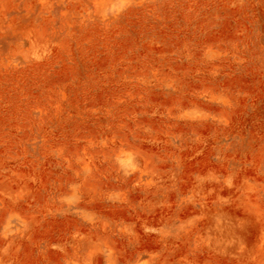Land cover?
I'll return each instance as SVG.
<instances>
[{
    "label": "rangeland",
    "instance_id": "374dc122",
    "mask_svg": "<svg viewBox=\"0 0 264 264\" xmlns=\"http://www.w3.org/2000/svg\"><path fill=\"white\" fill-rule=\"evenodd\" d=\"M0 264H264V0H0Z\"/></svg>",
    "mask_w": 264,
    "mask_h": 264
}]
</instances>
